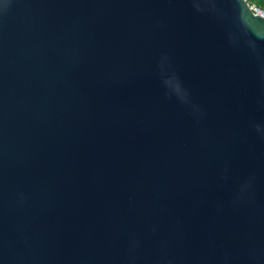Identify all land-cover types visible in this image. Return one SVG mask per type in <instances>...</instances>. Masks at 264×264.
Segmentation results:
<instances>
[{
	"label": "water",
	"instance_id": "obj_1",
	"mask_svg": "<svg viewBox=\"0 0 264 264\" xmlns=\"http://www.w3.org/2000/svg\"><path fill=\"white\" fill-rule=\"evenodd\" d=\"M0 264H264L248 0H0Z\"/></svg>",
	"mask_w": 264,
	"mask_h": 264
},
{
	"label": "built area",
	"instance_id": "obj_2",
	"mask_svg": "<svg viewBox=\"0 0 264 264\" xmlns=\"http://www.w3.org/2000/svg\"><path fill=\"white\" fill-rule=\"evenodd\" d=\"M250 2V1H249ZM251 9L257 14L264 17V9L260 8L256 3L250 2Z\"/></svg>",
	"mask_w": 264,
	"mask_h": 264
},
{
	"label": "trees",
	"instance_id": "obj_3",
	"mask_svg": "<svg viewBox=\"0 0 264 264\" xmlns=\"http://www.w3.org/2000/svg\"><path fill=\"white\" fill-rule=\"evenodd\" d=\"M251 3H256L260 8L264 9V0H248Z\"/></svg>",
	"mask_w": 264,
	"mask_h": 264
}]
</instances>
